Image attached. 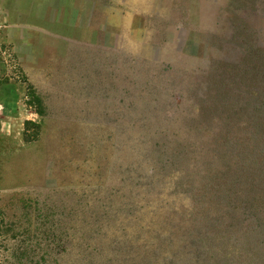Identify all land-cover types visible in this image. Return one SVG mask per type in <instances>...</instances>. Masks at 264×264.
Returning <instances> with one entry per match:
<instances>
[{
	"label": "rangeland",
	"instance_id": "1",
	"mask_svg": "<svg viewBox=\"0 0 264 264\" xmlns=\"http://www.w3.org/2000/svg\"><path fill=\"white\" fill-rule=\"evenodd\" d=\"M247 36L264 51V0H0V264L250 258L216 235L246 199L218 153L258 151L243 109L264 77L233 73ZM158 149L191 153L164 172ZM252 206L264 218V195Z\"/></svg>",
	"mask_w": 264,
	"mask_h": 264
},
{
	"label": "trees",
	"instance_id": "2",
	"mask_svg": "<svg viewBox=\"0 0 264 264\" xmlns=\"http://www.w3.org/2000/svg\"><path fill=\"white\" fill-rule=\"evenodd\" d=\"M245 39L248 51L245 59L246 63L242 64L241 69H232L235 77H240L242 80L246 81L248 80L251 85H254L251 87H256L257 80L264 77V51L261 49L250 51V40L252 38L247 36ZM253 63L257 65H253ZM260 90H262V95H264V86H262ZM223 101L216 100V103L222 105ZM243 111L245 112L244 114L247 120L246 130L248 128V131H244V133L247 135V140L251 144L258 146V151L255 154L244 155L245 152L239 154L236 151L237 144L233 146L229 144L226 150H222L218 154L221 159L232 158V161L236 163L231 170L227 172L226 169L219 175L220 179H227V181L232 179L234 182H243L246 185V189H244L246 199L242 202L244 204L242 213L244 217L236 222V226L238 227L236 228V233L234 232L235 229L231 230L228 227H224V229L217 230L216 235L221 238V244H227L228 242L233 243V246H238L241 250L250 254V258L247 259L245 257L244 259H240L236 264H264V218H262V215L252 206L253 197H255V195H264V99L254 100L253 102L246 101ZM232 126L231 129H229L230 132L236 131ZM189 153L191 152L187 149L177 150L173 152V154L158 149L155 153V161L160 171H181L185 168L183 167L185 164L184 161L186 160L185 155ZM258 158H261L262 161H257ZM169 160L171 162H169ZM223 165L226 167V163ZM210 179V184L205 191L210 194L209 199L214 200V204H218V206L228 202V198L232 193L230 185H222L214 182L213 180L215 179ZM222 222L223 218L220 216L206 221L208 228L213 229H215V227H220ZM244 223H246L244 226L246 230L244 234L242 233L240 238V236H237V229Z\"/></svg>",
	"mask_w": 264,
	"mask_h": 264
},
{
	"label": "water",
	"instance_id": "3",
	"mask_svg": "<svg viewBox=\"0 0 264 264\" xmlns=\"http://www.w3.org/2000/svg\"><path fill=\"white\" fill-rule=\"evenodd\" d=\"M151 55H152L154 58H157V56H158V52H157V51H154V50H151Z\"/></svg>",
	"mask_w": 264,
	"mask_h": 264
}]
</instances>
